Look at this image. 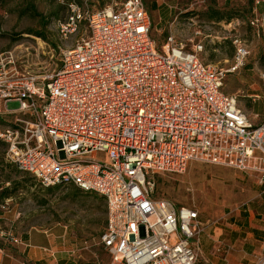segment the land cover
<instances>
[{"label":"built area","instance_id":"built-area-1","mask_svg":"<svg viewBox=\"0 0 264 264\" xmlns=\"http://www.w3.org/2000/svg\"><path fill=\"white\" fill-rule=\"evenodd\" d=\"M254 3L257 10L260 0ZM255 12L249 22L259 29L264 13ZM57 30L64 50L50 73L23 72L17 48L0 51L7 159L45 187L103 196L106 264H195L200 212L157 198V175L192 162L264 173V116L255 121L225 90L227 74L250 54L247 45L235 37L227 69L205 62L204 45L193 38L189 51L172 33L159 45L144 0L97 10L72 0ZM14 101L20 106L9 109ZM0 239L19 242L11 230H0ZM5 256L0 244V264Z\"/></svg>","mask_w":264,"mask_h":264},{"label":"rangeland","instance_id":"rangeland-1","mask_svg":"<svg viewBox=\"0 0 264 264\" xmlns=\"http://www.w3.org/2000/svg\"><path fill=\"white\" fill-rule=\"evenodd\" d=\"M30 1L38 13H20L27 6V0H0V51L17 48L23 72L43 75L61 63L64 45L57 22L66 18L72 0ZM124 1L88 0V4L97 10ZM163 1L144 0L152 18V36L159 45L172 33L189 51L193 48L190 41L193 38L204 45L202 59L223 69L233 65L235 37L247 45L250 54L242 68L227 74L225 90L238 96L240 106L249 115L261 112L264 109V25L255 29L249 21L255 11L264 13V8H260L264 0H260L257 10L254 0H231L226 4L225 0H166L176 6V13L160 25L161 13L153 12L152 3L163 5ZM249 3L254 7L252 12L246 11ZM211 4L224 11L235 10L240 15L220 22L209 19L203 11ZM19 106L18 101L7 105L9 109ZM15 181L19 184L8 200L0 195V215L14 210L20 212V224L27 230L66 226L72 244L83 246L90 255L84 261L86 264L97 261V257L101 262L109 259L100 241L106 227L103 196L74 185L48 189L7 159L6 144L0 140V187H14ZM155 196L169 198L177 206L199 210L204 231L195 264H255L264 258V173L192 162L183 172L158 174ZM0 228L6 229L2 220Z\"/></svg>","mask_w":264,"mask_h":264},{"label":"crops","instance_id":"crops-1","mask_svg":"<svg viewBox=\"0 0 264 264\" xmlns=\"http://www.w3.org/2000/svg\"><path fill=\"white\" fill-rule=\"evenodd\" d=\"M165 1L166 0L163 1V5L157 2L152 3L154 7V9L152 8L153 12L157 11L161 13L159 15L160 25L168 19L172 13H176V6ZM230 1L231 0H225V4ZM260 8H264V3H260ZM180 13H183V11ZM250 116L254 118L255 121H259L264 116V109ZM4 187L7 186L3 185L0 187V190L2 191ZM2 199L8 200L9 198ZM20 216V212L16 210L2 212V215H0L1 220L6 226V229L0 228V230H11L14 236L19 240L18 243H14L12 241L6 242L0 239V244L3 245L7 251V256L3 259L2 264H83L85 263L84 261L87 260V257L90 256L83 246L76 245L75 247L74 244H72L66 226L42 229L32 227V229L27 230L23 229L20 224ZM108 256L109 259L107 261H102L103 264L110 261V255L108 254ZM97 261H99L98 257Z\"/></svg>","mask_w":264,"mask_h":264},{"label":"trees","instance_id":"trees-1","mask_svg":"<svg viewBox=\"0 0 264 264\" xmlns=\"http://www.w3.org/2000/svg\"><path fill=\"white\" fill-rule=\"evenodd\" d=\"M249 3L248 7H247V12L248 11H253V5ZM38 13L37 8L35 7L33 1L27 0V6L25 7V9H23L22 11H20V13ZM203 13H206L207 17L209 19L215 20V21H221L223 19H227L230 20L232 17L236 16V15H240L239 13L235 12V10H223L221 7L219 6H215L214 4L209 5V7H207L206 11H203ZM247 13H244L243 15H246ZM39 34L40 36H43L42 33H36ZM13 181V180H12ZM11 182V181H10ZM18 182L15 181L14 183V187H4L3 190L1 191V195L3 198H9L13 195L14 189L17 188L18 186ZM48 189H51V187H48ZM104 230V229H103Z\"/></svg>","mask_w":264,"mask_h":264}]
</instances>
